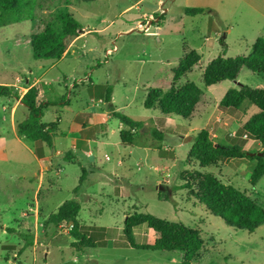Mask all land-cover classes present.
Segmentation results:
<instances>
[{
	"label": "rangeland",
	"instance_id": "obj_1",
	"mask_svg": "<svg viewBox=\"0 0 264 264\" xmlns=\"http://www.w3.org/2000/svg\"><path fill=\"white\" fill-rule=\"evenodd\" d=\"M187 7L204 10L188 15ZM61 10L72 14L81 30L89 31L62 61L34 59L28 40ZM32 14L0 27V82L13 83L16 76L34 79L47 70L48 78L63 73L60 89L52 97L55 103L43 107L41 117L42 123H55L58 133L63 132L55 145L62 153L55 155L60 168L42 177V187L34 195L36 149L32 141L12 135L11 102L9 96H0V264H181V252L128 244L123 223L135 212L197 228L202 247L192 264H264V224L252 232L227 225L206 209L188 180L195 171L211 173L264 208V176L254 186L249 182L254 161L224 159L216 166L200 167L188 160L193 136L201 129H207L214 140L235 141L254 153L260 149L238 131L257 107L245 100L238 110L223 115L218 104L223 93L240 84L264 89V72L242 68L238 78L206 87L202 69L218 55L249 53L255 38L264 36V0H35ZM108 49L112 50L109 55ZM193 49L201 55L199 64L178 81V85L193 82L203 91L193 115L182 119L161 114L157 108L145 109L148 89H168L172 70ZM88 78L97 95L105 96L110 88L116 112L143 121L134 142L123 145L117 129L120 121L113 116L108 143L94 144L93 160L79 149L73 151L67 137L71 119L85 102L91 85ZM101 100L97 104L107 107ZM22 110L28 112L20 107L17 118ZM186 136L191 140L184 142ZM67 151L77 161L64 159ZM81 167L87 174L74 192ZM69 199L79 202L78 220L100 242L95 248L75 251L67 224L59 229L45 225L44 214L56 212ZM37 202L41 210L36 226L29 214ZM135 232L142 243L157 236L146 227Z\"/></svg>",
	"mask_w": 264,
	"mask_h": 264
},
{
	"label": "trees",
	"instance_id": "obj_2",
	"mask_svg": "<svg viewBox=\"0 0 264 264\" xmlns=\"http://www.w3.org/2000/svg\"><path fill=\"white\" fill-rule=\"evenodd\" d=\"M34 3L35 0H0V27L33 16ZM203 10L202 7H187L185 14L196 15L202 13ZM81 32V26L72 14L64 10L59 11L55 17L45 21L42 31L31 35L32 57L34 59H60L69 43ZM200 59L201 55L196 50L186 52L172 70V83L169 88L166 90L160 87L149 88L143 101V107L145 109L157 108L164 115H174L182 119L190 118L203 91L193 82L186 81L178 85V81L190 72ZM242 68L252 73L264 72V36L255 38L247 55L235 57L218 55L211 59L202 69L203 84L208 87L224 80H234ZM12 95L16 96V93L11 86L0 84V96ZM37 96V87L31 86L21 97V102L28 108V115L24 120L17 122L16 131L18 136H24L30 141L43 142L48 147H52L57 132L56 124L42 123L43 106L38 103ZM110 96L109 88L105 96L106 101H110ZM245 100L257 107L258 111L250 116L238 131L241 135L256 141L260 149L254 153L235 141L228 144L214 140L207 129H201L193 136L188 160L197 162L200 167L216 166L224 159L244 158L254 161L249 175V182L254 186L264 176V89L240 84L238 88L228 89L221 97L219 105L222 108L237 109ZM113 116L128 127L119 132L121 143L131 145L134 142L136 131L143 126V121L120 112H113ZM259 152L261 154H258ZM70 158L66 155L67 160ZM86 174V170L81 168V175L74 192L81 188ZM188 180L195 186V195L206 209L212 215L222 218L227 225L252 232L264 224V208L246 192L223 183L208 172L195 171ZM79 211L78 201L66 200L58 206L56 212L48 216L45 225L51 223L54 227H58L60 224H67L68 234L73 238L70 246L75 251L83 252L86 249L95 248L100 242L83 230L78 220ZM141 224H145L157 234L152 242L138 243L135 240L133 230ZM122 233L128 244L134 248L181 252V264H192L198 258L202 247L200 232L197 228L168 221L150 213L135 212L126 216Z\"/></svg>",
	"mask_w": 264,
	"mask_h": 264
},
{
	"label": "crops",
	"instance_id": "obj_3",
	"mask_svg": "<svg viewBox=\"0 0 264 264\" xmlns=\"http://www.w3.org/2000/svg\"><path fill=\"white\" fill-rule=\"evenodd\" d=\"M88 29L82 30L79 36L74 38L68 45L66 51L62 55L60 59H57V61H62L67 54H69L71 51H73V47L75 43L78 41L81 35L84 33L88 32ZM30 44V39L28 40ZM31 50V49H30ZM111 50V49H110ZM112 51V50H111ZM32 55V53H31ZM52 60V59H50ZM199 64V63H198ZM197 64V65H198ZM196 66V65H195ZM204 68V67H203ZM49 70L44 71L40 73L37 77H34L32 79L31 77H18L16 76L14 79L13 83H5V82H0V84H6L9 85L13 88L14 92L16 93V96H9L8 100L11 102L10 106V128L12 135L21 141V138H25L24 136H18L17 131H16V124L19 121L24 120L28 112L26 110H22V115L17 116V111L19 110L20 107H27L21 102V97L23 94L27 91V89L31 86H35L38 89V96H37V101L38 103H41L43 107H46L47 105L55 103L54 100H52V97L55 95L56 91L60 89V84L59 81L61 80V75L63 76V73H59V75H55L53 77H46L47 73ZM61 74V75H60ZM238 78V76H237ZM64 81V80H63ZM88 81L90 82V79L88 78ZM57 84L56 86L54 85ZM90 86L87 89V99L85 97V102L83 105H81V108L75 113L74 117L70 121L69 129L67 132V137L70 139V144L73 149V151H77L78 149L81 150L86 156L92 155V160L95 158L94 155V144L96 145L97 143H108V136H109V131H108V123L110 119L113 117V112L115 111V108L112 104L113 97L110 96V101H106L105 96H102V94H95L93 90L95 89V84L90 82ZM92 89V90H90ZM224 95V93H223ZM12 97V98H11ZM104 98L107 104V107H103L97 104V102L102 101L101 99ZM220 101V100H219ZM200 102V101H199ZM69 103V99L65 101V104ZM219 105V104H218ZM220 106V105H219ZM94 108V109H93ZM224 114L230 113L229 110L234 109L238 110L235 108H222ZM43 115V112H42ZM246 121V120H245ZM244 121V122H245ZM60 122V117L57 118V124ZM243 122V124H244ZM58 129V128H56ZM118 131L120 132L121 130H126L128 127L120 122L118 124ZM113 131V129H111ZM62 133H58V130L56 132V135L53 139V145L52 147H48L45 143L39 142V141H32L34 148L36 149L35 152L37 154H34V158L36 160V164L38 167V183L37 186L33 189V194L37 195L42 187V177L48 172V173H53L54 171L58 170L60 168V165H58L55 162V155L61 154L60 149H55L56 145V138L59 137V135H62ZM136 136V135H135ZM119 141H120V136H119ZM254 141V140H253ZM256 142V141H254ZM121 143V141H120ZM257 143V142H256ZM122 144V143H121ZM258 144V143H257ZM259 145V144H258ZM50 148L51 151L53 150L54 153H49L47 148ZM161 149L159 150L160 153ZM66 155H69L71 158L68 161H77L75 157L73 156L72 153L69 151L65 152L62 157L66 159ZM107 156V155H106ZM105 156V157H106ZM109 157V156H108ZM67 160V159H66ZM120 164L121 161H118ZM83 168V167H81ZM41 210L40 204H37L32 208V214L30 213L29 215L31 216L30 219L34 224L37 226L38 224V212ZM50 215V214H49ZM48 215V216H49ZM48 216L44 214V219H47ZM146 227L148 231H151L145 224H141L137 227L134 228L133 233H134V238L136 240V232L135 230L137 228H143ZM63 227L62 224H60L56 229H59ZM3 228H6L3 226ZM62 230H65L62 228ZM152 232V231H151ZM154 233V232H153ZM156 236H154L155 239ZM153 239V240H154ZM137 241V240H136ZM138 243H142L144 241H137ZM146 243V242H145ZM148 243V242H147ZM44 255H48V249L44 253Z\"/></svg>",
	"mask_w": 264,
	"mask_h": 264
},
{
	"label": "water",
	"instance_id": "obj_4",
	"mask_svg": "<svg viewBox=\"0 0 264 264\" xmlns=\"http://www.w3.org/2000/svg\"><path fill=\"white\" fill-rule=\"evenodd\" d=\"M191 138H192L191 136H186V137L184 138V142L190 141ZM252 154H253V153H252ZM258 154H261V153L259 152ZM89 159L92 160V155L89 156Z\"/></svg>",
	"mask_w": 264,
	"mask_h": 264
},
{
	"label": "built area",
	"instance_id": "obj_5",
	"mask_svg": "<svg viewBox=\"0 0 264 264\" xmlns=\"http://www.w3.org/2000/svg\"><path fill=\"white\" fill-rule=\"evenodd\" d=\"M110 53H111V50H110V49H108L106 54H108V55H109ZM108 158H109V157H108V156H106V159H108Z\"/></svg>",
	"mask_w": 264,
	"mask_h": 264
}]
</instances>
